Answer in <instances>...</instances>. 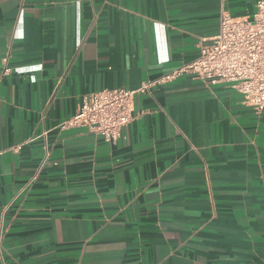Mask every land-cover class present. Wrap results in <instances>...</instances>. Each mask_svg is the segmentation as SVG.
<instances>
[{"label": "crops", "instance_id": "obj_1", "mask_svg": "<svg viewBox=\"0 0 264 264\" xmlns=\"http://www.w3.org/2000/svg\"><path fill=\"white\" fill-rule=\"evenodd\" d=\"M257 1L0 0V264H264V108L229 84L138 93L114 142L59 128L84 94L195 59L221 9Z\"/></svg>", "mask_w": 264, "mask_h": 264}, {"label": "built area", "instance_id": "obj_2", "mask_svg": "<svg viewBox=\"0 0 264 264\" xmlns=\"http://www.w3.org/2000/svg\"><path fill=\"white\" fill-rule=\"evenodd\" d=\"M7 71L8 68H4L3 72ZM184 74H191L207 84L227 83L242 95L245 104L256 110L263 109L264 0L256 2L251 16H235L221 9L218 31L208 42L199 44L195 59L155 79L143 81L135 88L110 87L84 94L75 113L61 121L59 128L83 126L107 142H114L120 129L133 117L134 99L138 93ZM49 155L50 151L44 145L39 168Z\"/></svg>", "mask_w": 264, "mask_h": 264}]
</instances>
